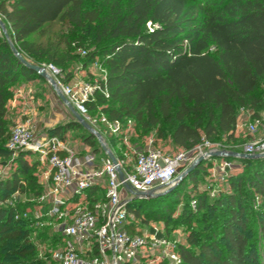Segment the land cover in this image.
<instances>
[{"label": "trees", "instance_id": "trees-1", "mask_svg": "<svg viewBox=\"0 0 264 264\" xmlns=\"http://www.w3.org/2000/svg\"><path fill=\"white\" fill-rule=\"evenodd\" d=\"M0 18L9 31L8 38L0 34L2 164L12 158L6 148L11 135L7 103L18 84L41 77L21 63L12 46L20 56L61 68L65 83L71 82L70 76L63 77L73 59L71 50L79 52L83 66L90 70L88 82L95 77L93 64L99 63L106 71L101 87L108 97L96 92L87 104L88 112L119 121L121 129L130 121L144 133L165 124L173 145L185 151L204 141L212 143L221 134L231 138L238 109H255V94L264 88V0H0ZM55 22L62 29L61 42L43 45L30 40ZM147 23L157 28L150 32ZM69 37L76 41H68ZM90 47L93 52L88 51ZM75 129L87 134L79 136L84 146L99 151L95 137L76 119L46 132L65 140L68 131ZM158 133L162 138V131ZM108 136L107 144L115 147L118 137ZM30 155L22 152L12 159L17 168L0 179V203L16 192L36 197L45 191L35 173L38 163ZM237 160L260 168L246 181L248 192L263 203L259 234L264 246V157ZM204 165L200 162L168 194L130 201L126 206L128 232L140 234L155 220L169 236L168 226L182 219L189 231L186 243L177 248L181 264H259L249 240L251 207L242 188L244 179L232 185L235 194L213 201L197 193L195 208L204 222L201 230L192 226L195 215L190 211L174 217L165 207L170 199L179 198L186 183L197 186ZM145 204L161 208L144 216ZM36 206L0 204V264H51L48 250L60 239L49 228H35L31 217L15 219L17 213ZM41 249L48 261L40 258ZM140 264H146L145 259ZM157 264L171 263L162 260Z\"/></svg>", "mask_w": 264, "mask_h": 264}, {"label": "built area", "instance_id": "built-area-1", "mask_svg": "<svg viewBox=\"0 0 264 264\" xmlns=\"http://www.w3.org/2000/svg\"><path fill=\"white\" fill-rule=\"evenodd\" d=\"M146 27L151 32L157 25L147 23ZM39 67L52 81L47 80L57 95L60 93L93 129L99 151H86L84 146L75 150L67 140L39 132L33 125H17L6 148L12 153V159L22 152L35 156L43 169L41 182L45 191L36 197L16 192L0 204L6 207L20 203L37 205L32 211L17 213L15 219L31 217L35 228H49L60 239L48 250L51 264H140L143 259L155 255L159 261L181 264L178 244L157 229L134 235L128 232L126 206L132 200L151 199L166 192L199 158L210 159L224 154L204 152L201 145L209 147L211 144L204 141L191 151L175 155L151 148L135 153L132 159L117 155L107 147L104 139L105 134L117 135L121 123L111 122L103 114L95 117L87 108L96 92L108 97L101 87L106 80L105 69L96 62L92 81L71 86L63 81L61 70L55 65L43 63ZM259 126L260 121L255 119L248 128L255 133ZM242 154L264 157V137L250 141ZM42 248L45 250L44 246ZM44 258L48 261L47 256Z\"/></svg>", "mask_w": 264, "mask_h": 264}, {"label": "rangeland", "instance_id": "rangeland-1", "mask_svg": "<svg viewBox=\"0 0 264 264\" xmlns=\"http://www.w3.org/2000/svg\"><path fill=\"white\" fill-rule=\"evenodd\" d=\"M0 22L2 23V27L0 26V34L5 38H8V27L1 18ZM74 35L77 36L76 33ZM63 38L61 26L58 22H55L46 26L41 34L32 36L30 40L43 45H56L58 42H61ZM69 40L71 42L76 41V39L70 37L68 38V41ZM62 47L64 49L66 48L63 44ZM93 50L94 47H90L88 49L89 52H93ZM70 52L73 59L65 67V70H63L64 79L67 80L68 76L71 78V82L66 84L72 86L78 83L88 82V73L90 70L83 66V61L81 60L78 51L71 50ZM22 57L32 65L39 66L40 64H43L38 63V61L26 56L25 54H22ZM263 91L264 88L261 87L260 90L255 94L258 101L255 109H238L236 131L231 138H229L227 134H221L214 142L210 144L209 147L205 146L203 144L204 142L202 143L203 145H201L204 152L216 151L217 153L222 152L224 155L217 156L215 158L211 157L210 159H202V161L205 163V172L197 178V186L194 188L191 184L186 183L185 186L179 191V198L175 201L170 199L168 204L167 202L165 204V207H168L170 210H172L174 217H178L183 214L184 210L193 213L195 218L193 219L192 226L201 230L204 227L202 215L201 213H197L198 210L195 208L196 205H192V203L196 201L197 193L205 196L209 201H213L223 195L232 193L235 194V190L232 188V185L244 179V181H242L244 185L242 188L246 189L244 191L245 195H247L245 196L246 201L251 207L249 213V240L251 247H253V251L257 255L259 264H264V246L262 245L259 234V223L261 221L260 211L263 208V203L261 202L259 196L253 192H248L249 186L246 178L248 175H251L253 171H257L260 168L256 164L249 165L241 162L237 160L240 157L231 155L242 154L245 145H247L250 141L264 137ZM6 107V120L10 133L19 124L33 125L39 132H46L53 127L63 125L64 123L73 121V119H75L71 111L54 91L53 87H51V85L43 77H32L31 79L24 80L18 84L14 89V96L12 100L7 103ZM94 116L96 117L97 115ZM255 119L260 121V126L255 133H251L248 127ZM159 130L162 131V138H159ZM170 131V128H168L165 124H161L158 129L144 133L139 127L135 125V123L128 122L125 128L121 129L117 135H114L115 137H118L121 144L117 142L115 147L108 145L106 139L109 138L108 135L110 134H107L104 142L107 147H109V149L114 151L117 155H126L130 159L133 158L135 153L141 152L148 148L155 149L164 154L170 155H175L185 151L173 145L170 137ZM82 134L87 135L82 130H69L65 140H67L75 150H79L84 145L79 139V136ZM95 145L99 148L97 141ZM85 150L89 151L90 148L85 146ZM29 159L35 160V156L30 155ZM225 164L228 166L225 167ZM16 168L17 164L12 162V158L8 160L7 164H2L0 161V179L9 177ZM42 172L43 169L38 165L37 171L35 173L40 182L42 180ZM179 183L180 181H178L175 186L169 188L166 192H163L161 195L170 193L175 187H177ZM28 197L30 196L28 195ZM160 208L161 206L158 204H145L141 210V213L145 216V213L149 214L150 212L158 211ZM153 221L155 220H150V224L141 231L148 233L147 229L155 228L160 232V234H164L166 236L163 225L161 223H153ZM180 221H182V219H179V222L176 225L170 224V226H168L170 235L166 237L178 245H184L186 243L185 238L189 231V227L185 226ZM212 229H214V227H212ZM42 250L43 249H41L40 252H42V258L45 261V254L43 253L44 250ZM145 261L146 264L159 263L156 255L153 258H145Z\"/></svg>", "mask_w": 264, "mask_h": 264}, {"label": "water", "instance_id": "water-1", "mask_svg": "<svg viewBox=\"0 0 264 264\" xmlns=\"http://www.w3.org/2000/svg\"><path fill=\"white\" fill-rule=\"evenodd\" d=\"M0 26L2 27V23L0 22ZM12 50L14 52V54L16 55V57H18L21 61L22 64H24L27 68H29L30 70L34 71L36 74L40 75L41 77L45 78L46 80H48L50 83H52V81L49 79V77L46 75V73L44 72L43 69H41L39 66L37 65H32L30 63H28L26 60H24L22 58V56H20V54L15 50V48L12 46ZM59 97L61 98V100L66 103L67 107L69 108V110L73 113L75 119L77 122H79L81 124V126L86 129L87 131H89L90 134L94 135V131L93 129L87 125L84 120L73 111V109L67 104L66 100L64 99V97L58 93ZM231 156H238L240 158H252V156H248L245 154H233ZM202 161V158H199L195 163H193L192 165H190L179 177V181H182L200 162Z\"/></svg>", "mask_w": 264, "mask_h": 264}, {"label": "crops", "instance_id": "crops-1", "mask_svg": "<svg viewBox=\"0 0 264 264\" xmlns=\"http://www.w3.org/2000/svg\"><path fill=\"white\" fill-rule=\"evenodd\" d=\"M83 146H84V145H83ZM83 146H82V147H83ZM84 147H85V146H84Z\"/></svg>", "mask_w": 264, "mask_h": 264}]
</instances>
